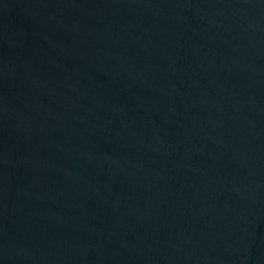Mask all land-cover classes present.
Masks as SVG:
<instances>
[{
	"label": "water",
	"instance_id": "95a60500",
	"mask_svg": "<svg viewBox=\"0 0 264 264\" xmlns=\"http://www.w3.org/2000/svg\"><path fill=\"white\" fill-rule=\"evenodd\" d=\"M0 264H264V0H0Z\"/></svg>",
	"mask_w": 264,
	"mask_h": 264
}]
</instances>
